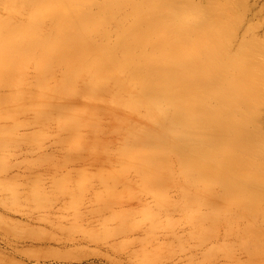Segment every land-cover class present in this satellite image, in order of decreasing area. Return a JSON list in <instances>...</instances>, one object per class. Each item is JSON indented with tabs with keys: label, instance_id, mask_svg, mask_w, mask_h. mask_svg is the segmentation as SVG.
<instances>
[{
	"label": "bare ground",
	"instance_id": "obj_1",
	"mask_svg": "<svg viewBox=\"0 0 264 264\" xmlns=\"http://www.w3.org/2000/svg\"><path fill=\"white\" fill-rule=\"evenodd\" d=\"M193 1L0 0V59L39 60L29 96L51 92L56 99L42 106L52 118L72 113L79 99L104 102L93 111L124 125L143 194L153 202L164 188L182 199L160 218L215 216L216 225H228L229 247L238 236L245 252L261 247L264 254V120L258 96L244 92L253 84L252 63L243 41L233 45L235 35L220 51L210 45L214 35L203 26L214 24L213 15ZM11 72L0 91L11 90L20 68ZM129 115L136 123L126 122Z\"/></svg>",
	"mask_w": 264,
	"mask_h": 264
},
{
	"label": "rangeland",
	"instance_id": "obj_2",
	"mask_svg": "<svg viewBox=\"0 0 264 264\" xmlns=\"http://www.w3.org/2000/svg\"><path fill=\"white\" fill-rule=\"evenodd\" d=\"M193 2L213 15L214 24L203 26L216 37L210 45L220 51L229 35H235V47L243 41L253 82L244 92L258 96L255 110L264 120V0ZM38 61L0 59V84L10 78L5 72L20 68L11 90L0 91V264H264L261 247L248 254L238 236L229 247L223 239L228 225H216L215 216L204 221L197 212H177L160 218L169 203L182 205L181 197L164 188L154 192L153 202L143 194L124 125L93 111L104 102L79 99L72 113L50 117L42 105L56 97L45 90L29 96ZM37 116L43 126L33 124ZM135 120L129 115L126 122ZM125 180L137 184L117 185ZM254 256L263 260L252 263Z\"/></svg>",
	"mask_w": 264,
	"mask_h": 264
}]
</instances>
